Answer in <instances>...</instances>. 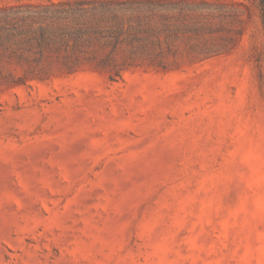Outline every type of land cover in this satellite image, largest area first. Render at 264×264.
<instances>
[{
  "label": "rangeland",
  "instance_id": "obj_1",
  "mask_svg": "<svg viewBox=\"0 0 264 264\" xmlns=\"http://www.w3.org/2000/svg\"><path fill=\"white\" fill-rule=\"evenodd\" d=\"M106 1L118 17L78 10ZM0 16L17 24L0 264H264L258 0H0Z\"/></svg>",
  "mask_w": 264,
  "mask_h": 264
},
{
  "label": "trees",
  "instance_id": "obj_2",
  "mask_svg": "<svg viewBox=\"0 0 264 264\" xmlns=\"http://www.w3.org/2000/svg\"><path fill=\"white\" fill-rule=\"evenodd\" d=\"M258 3L260 6V9H261V14H262L263 22H264V0H258ZM85 4H87V3H85V2L80 3V5H85ZM113 4H114V2H107L106 1L105 3L104 2L101 3L99 6L94 5L92 8L79 7L78 10H80L83 14H85L87 12L100 13L101 17L105 16L106 14L111 13V17L116 18L119 16L120 11L117 10L115 7H112ZM126 5H127L126 3H124V4L116 3V5H114V6H121L124 8H128V7H125ZM64 18H66V17H64ZM78 23H80V22H78ZM16 25L17 24L11 23V21H9L8 16H0V54L2 52H6L9 50V43L17 34L16 33ZM106 31L108 32V31H110V29L103 30L101 28H98L96 30V33L100 35ZM85 32H87V30H85V31L82 29L69 30V29L64 28V29H61L60 31L59 30L56 31L53 34H55V36H62V37L66 36V35L78 37L80 35L85 34ZM50 38H52V37L47 38L46 34L44 33L41 37L40 45L42 44V42H45V40H50Z\"/></svg>",
  "mask_w": 264,
  "mask_h": 264
}]
</instances>
